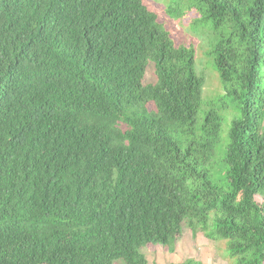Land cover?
Instances as JSON below:
<instances>
[{"label": "trees", "instance_id": "trees-1", "mask_svg": "<svg viewBox=\"0 0 264 264\" xmlns=\"http://www.w3.org/2000/svg\"><path fill=\"white\" fill-rule=\"evenodd\" d=\"M181 1L214 98L145 0H0V264H149L183 225L264 264V0Z\"/></svg>", "mask_w": 264, "mask_h": 264}, {"label": "rangeland", "instance_id": "rangeland-1", "mask_svg": "<svg viewBox=\"0 0 264 264\" xmlns=\"http://www.w3.org/2000/svg\"><path fill=\"white\" fill-rule=\"evenodd\" d=\"M146 3L158 14L159 20L164 24L176 44L193 45L196 50L195 69L197 74H203L205 82L203 87V95L205 98H214L220 91L219 75L212 65V58L208 56V50H211L212 43L211 29L205 23L197 21L189 10L185 1L173 3L178 5L180 14H173L175 18H171L166 13V7L170 0H145ZM202 76V75H201ZM155 80L154 71L151 65L148 67L144 82L151 83ZM216 95V96H215ZM233 110L228 109L226 118L223 119L222 135L220 139V147L217 149L215 159L220 160L223 157V148L225 137L230 126V115ZM217 165L211 171V177L214 182H222L221 176L217 173ZM260 201V197H257ZM142 252L146 255L149 264H177L188 258H194L203 264H236L235 259L231 257L226 248L225 240H208L202 232L192 233V231L183 225L180 236L175 241L172 251L160 248L159 246H145Z\"/></svg>", "mask_w": 264, "mask_h": 264}, {"label": "clouds", "instance_id": "clouds-1", "mask_svg": "<svg viewBox=\"0 0 264 264\" xmlns=\"http://www.w3.org/2000/svg\"><path fill=\"white\" fill-rule=\"evenodd\" d=\"M142 251V250H141ZM148 260V259H147ZM149 263V262H148Z\"/></svg>", "mask_w": 264, "mask_h": 264}]
</instances>
